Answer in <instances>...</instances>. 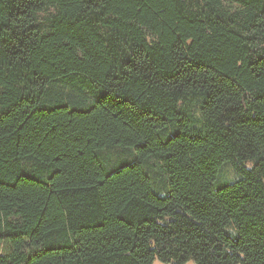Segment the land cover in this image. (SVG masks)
<instances>
[{
  "label": "trees",
  "instance_id": "obj_1",
  "mask_svg": "<svg viewBox=\"0 0 264 264\" xmlns=\"http://www.w3.org/2000/svg\"><path fill=\"white\" fill-rule=\"evenodd\" d=\"M155 261L264 264V0H0V264Z\"/></svg>",
  "mask_w": 264,
  "mask_h": 264
},
{
  "label": "rangeland",
  "instance_id": "obj_2",
  "mask_svg": "<svg viewBox=\"0 0 264 264\" xmlns=\"http://www.w3.org/2000/svg\"><path fill=\"white\" fill-rule=\"evenodd\" d=\"M222 175L224 176L226 181H232L235 178V175L233 174V171L230 167L223 168ZM154 264H162V263L155 261ZM187 264H192V263L189 262Z\"/></svg>",
  "mask_w": 264,
  "mask_h": 264
}]
</instances>
